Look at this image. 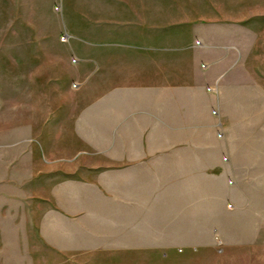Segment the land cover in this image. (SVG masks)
<instances>
[{
    "label": "rangeland",
    "instance_id": "374dc122",
    "mask_svg": "<svg viewBox=\"0 0 264 264\" xmlns=\"http://www.w3.org/2000/svg\"><path fill=\"white\" fill-rule=\"evenodd\" d=\"M84 19L68 0H0V264H264V82L253 84L250 163L225 151L206 200L159 198L160 183L140 200L153 213L123 222V135L82 133L103 129L70 119L67 83L75 37L117 41L123 23Z\"/></svg>",
    "mask_w": 264,
    "mask_h": 264
},
{
    "label": "crops",
    "instance_id": "0c3cea01",
    "mask_svg": "<svg viewBox=\"0 0 264 264\" xmlns=\"http://www.w3.org/2000/svg\"><path fill=\"white\" fill-rule=\"evenodd\" d=\"M68 1L86 23H123L117 41L76 36L72 52L81 61L65 81L74 96L70 119L103 129L82 133L123 135V222L153 213L140 200L160 183L167 193L159 198L206 200L208 176L222 182L225 151L236 166L250 163L253 84L261 92L264 82V0ZM150 135L185 141H143Z\"/></svg>",
    "mask_w": 264,
    "mask_h": 264
},
{
    "label": "built area",
    "instance_id": "2783aa9c",
    "mask_svg": "<svg viewBox=\"0 0 264 264\" xmlns=\"http://www.w3.org/2000/svg\"><path fill=\"white\" fill-rule=\"evenodd\" d=\"M210 91H213L212 89H210ZM216 113V112H215Z\"/></svg>",
    "mask_w": 264,
    "mask_h": 264
}]
</instances>
